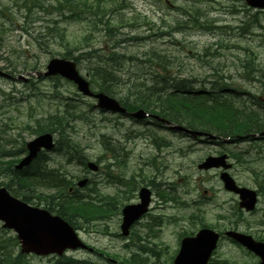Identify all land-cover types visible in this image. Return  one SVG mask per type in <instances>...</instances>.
Masks as SVG:
<instances>
[{
	"label": "rangeland",
	"instance_id": "1",
	"mask_svg": "<svg viewBox=\"0 0 264 264\" xmlns=\"http://www.w3.org/2000/svg\"><path fill=\"white\" fill-rule=\"evenodd\" d=\"M189 13L198 15L197 24H190ZM177 25L182 26L180 32ZM263 35L264 12L242 0H0V68L13 76L0 77V144L6 154H18L19 145L34 137L30 127L49 114H60L69 103L66 108L77 111L65 134L77 142L84 160L99 163L100 171L88 173L87 160L81 164L74 150L62 146L46 154L48 169L63 173L69 186L88 173L91 180L76 191L96 198L103 207L113 206L90 223L78 219L72 224L92 250H68L66 257L90 264H128L134 256L149 264H173L181 234L197 231L202 222L222 231L225 217L237 206V196L223 189L219 171H200L195 163L205 155L227 152L229 172L238 184L256 189L259 181L264 189L263 181L256 179L264 177V142L222 141L186 152L183 145L192 141L190 137L171 136L175 133L147 119L102 111L71 82L30 76L31 68L45 71L52 57L69 58L63 56L69 51L80 60L76 67L89 81L94 65L116 75L119 86L114 90L122 96L136 91L135 84H150L155 73L184 77L190 88L207 96L221 89L222 97L247 107L264 122V108L256 105V97L264 94ZM154 53L164 55L170 69L164 72ZM0 180L9 181L1 175ZM124 183L130 185L131 196L122 194ZM141 186L152 191L149 213L129 236H122L121 208L138 200ZM40 191L29 202L44 207L45 201L35 198ZM256 207L242 215L238 230L264 236V192ZM14 236L0 228V253L8 252L12 264L59 260L29 254L15 261L19 245L9 241ZM224 259L228 264L257 261L225 238L213 254V264Z\"/></svg>",
	"mask_w": 264,
	"mask_h": 264
},
{
	"label": "trees",
	"instance_id": "2",
	"mask_svg": "<svg viewBox=\"0 0 264 264\" xmlns=\"http://www.w3.org/2000/svg\"><path fill=\"white\" fill-rule=\"evenodd\" d=\"M25 1L27 3L33 0ZM27 9L29 10L30 8L28 7ZM189 16L190 24H197L198 15L193 16L189 13ZM177 26L181 30L182 26ZM57 32H59L60 37L63 36L62 31L57 29ZM67 52V54L63 53L64 57H69L76 63L80 62L76 56L69 51ZM154 54L159 61V67L164 72L170 69L171 63L166 61L164 55ZM35 69L33 67L30 71H35ZM9 72L11 73V71ZM155 75L150 84H135L133 86H138L139 88L136 91L129 90L124 96L117 95L114 90L116 88L114 86H119L118 77L109 72L104 66H93L90 82L96 86L98 91H103L111 96H118L117 99L128 111L143 109L169 121L178 122L190 129L208 131L221 137H235L237 135L264 131V122L261 121L256 113L248 110L243 105H237L229 97H222L219 90L213 89L209 91L208 96L201 92H196L194 97H191L193 95L189 96L188 94L190 87L186 79L165 73L162 75L155 73ZM157 76L161 77L158 78ZM261 76L264 77V74L261 73ZM256 103L264 108V105L258 100H256ZM65 106H69V103H66ZM66 107L60 114H49L43 117L40 122H37L30 129L34 134L45 131L58 134L59 137L57 136L55 149H61L62 147L72 149L77 153L81 163H83L84 156L81 154L80 148L76 147L75 144L77 142L69 134H65L70 121L76 116L75 111H77V108L70 111ZM17 150L18 154L7 152V155L5 146L0 144V175L7 177V180H9L8 182L0 180V184H4L13 195L29 202L33 194L40 191V189H44L35 198L45 201L44 207L59 214L73 225H76L75 223L78 219L90 223L93 218L103 217L111 211L110 207H113L111 206L112 204L109 207H103L95 204L91 197H85L77 191L70 193L68 191L69 183L65 175L53 168L48 169L46 167L47 156L44 154L35 159L29 166L20 170L15 169L14 164L25 151L24 142L19 145ZM11 155L13 157L10 159ZM6 156L9 158L8 160L5 159ZM124 198L127 199V197ZM233 209L234 212H231V215L228 214L226 219L230 217L235 219L233 225L236 226L235 221H238L236 218H239V215L236 212V207H233ZM231 222H229V225H231ZM9 239H12L9 240L10 244H16L15 237ZM1 243L2 240L0 239ZM20 258L21 255L17 254L13 259L16 261ZM127 260L128 264H149L146 259L140 257L135 258L133 256ZM12 262L8 252L0 253V264H12ZM59 262V264H90L88 261L71 257H64L63 260L59 259Z\"/></svg>",
	"mask_w": 264,
	"mask_h": 264
},
{
	"label": "water",
	"instance_id": "3",
	"mask_svg": "<svg viewBox=\"0 0 264 264\" xmlns=\"http://www.w3.org/2000/svg\"><path fill=\"white\" fill-rule=\"evenodd\" d=\"M247 5L253 8L264 10V0H244ZM264 41V38H263ZM34 74V73H31ZM37 76H61L76 85L77 90L87 97L96 99V106L102 109H108L114 112L125 113L126 108L120 103L105 94L104 92L94 93L89 81L82 76L76 68V64L72 60L65 58L53 57L46 65L45 71L36 72ZM0 77H9V74L0 69ZM259 99L264 103V95ZM133 118L141 119L147 116L142 109L130 112ZM156 119L158 116L153 115ZM162 120V119H161ZM173 129L184 131L191 136H207L214 139L210 133L190 130L181 125H171L168 121L162 120ZM53 134L49 132L41 133L26 144L27 154L16 165L20 169L28 165L31 160L36 157L37 153L43 148L51 150L54 147ZM227 155L208 156L201 164L200 169L218 168L227 169L231 166L226 162ZM90 169L96 170L97 166L93 162H88ZM220 179L226 190L238 194L239 207L249 211L252 210L256 202V193L247 187H241L236 184L234 179L227 171L220 173ZM86 179L78 181V185L82 186ZM149 190L142 188L140 190V202L137 204L126 205L122 209L121 230L123 234L128 233L131 224L137 220L147 209L150 200ZM0 221H3V227L13 229L19 239L22 253L48 254L56 252L61 254L65 249L84 248L85 245L78 238L73 227L59 215H53L44 208L32 206L25 201L11 196L5 187H0ZM225 234L243 246L260 256L261 262L264 264V242H257L249 235L238 231L229 230ZM219 234L209 228H201L194 236H186L181 240V246L178 254L174 259V264H206L212 251L216 247Z\"/></svg>",
	"mask_w": 264,
	"mask_h": 264
},
{
	"label": "flooded vegetation",
	"instance_id": "4",
	"mask_svg": "<svg viewBox=\"0 0 264 264\" xmlns=\"http://www.w3.org/2000/svg\"><path fill=\"white\" fill-rule=\"evenodd\" d=\"M171 136H178V137H181V138H184V137H189L188 135H186V134H178V133H175V134H171ZM209 143H211L210 141H208V140H206V139H202V138H195V139H193L190 143H186L188 146H187V148H189L190 150H194L195 151V149H197V147L198 146H200V145H204V144H209ZM159 148V147H158ZM219 154H222V151H220V152H217V153H215V155H219ZM198 162H200V161H198ZM256 179H260V177L258 176ZM255 184H256V192L258 193L257 194V196H258V200H259V198L263 195V190L264 189H261L260 188V184H259V181L258 182H256L255 181ZM262 185H263V187H264V180H263V182H262ZM130 185L128 184V183H126V185H125V189H124V191H123V194H125V195H128V196H131L132 194L130 193ZM254 189V188H253ZM149 191L152 193V191H151V189H149ZM137 193H138V190H137ZM158 194V193H157ZM172 195H173V193H172ZM172 195H170L173 199L175 198L174 197V195L172 196ZM160 196L161 197H165L166 195H164V194H160ZM151 198H152V194H151ZM176 201H178L177 200V198L175 199ZM149 210H150V208L148 209V212L144 215V216H146L148 213H149ZM257 210V209H256ZM244 214H246V212H244ZM191 216V215H190ZM190 218V217H189ZM138 222V221H137ZM137 222H135L131 227H130V229H129V232H128V235L127 236H129L130 235V231H131V228L134 226V225H136L137 224ZM258 224H263V221H259L258 222ZM223 232V231H222ZM155 234H157V233H155ZM248 234H250L252 237H253V239H255L256 241H261V242H264V236H262V235H258V234H251V233H248ZM178 237L180 238V234L178 235ZM241 249H243L242 247H241ZM177 251H178V249H177ZM249 255H252V257L253 256H255L256 258H257V261L254 263V264H257L258 262H259V258H258V256H256V255H254V254H252V253H250ZM227 262V261H226ZM226 262H225V259L222 261V264H226ZM210 263H212V261L210 262ZM227 264H228V262H227Z\"/></svg>",
	"mask_w": 264,
	"mask_h": 264
},
{
	"label": "bare ground",
	"instance_id": "5",
	"mask_svg": "<svg viewBox=\"0 0 264 264\" xmlns=\"http://www.w3.org/2000/svg\"><path fill=\"white\" fill-rule=\"evenodd\" d=\"M152 194V193H151ZM258 194V193H257Z\"/></svg>",
	"mask_w": 264,
	"mask_h": 264
}]
</instances>
